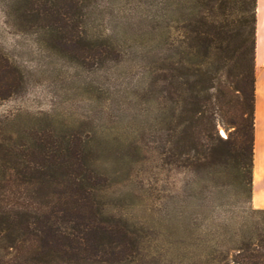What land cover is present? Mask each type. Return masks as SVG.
Returning <instances> with one entry per match:
<instances>
[{"label":"rangeland","instance_id":"obj_1","mask_svg":"<svg viewBox=\"0 0 264 264\" xmlns=\"http://www.w3.org/2000/svg\"><path fill=\"white\" fill-rule=\"evenodd\" d=\"M76 2L78 32L63 43L47 21L24 12L25 0H0L1 63L7 64L5 78L16 77L0 100V142L29 144L55 135L84 147V161L100 177L98 217L134 245L127 261L97 264L230 259L240 235L262 233L264 213L227 167L222 141L203 135L198 154L187 140L178 152L179 132L167 127L178 131L186 118L183 125L191 130L195 65L173 62L168 84L161 61L142 56L129 37L145 26L144 0ZM201 69L210 78L202 81L207 88L200 95L216 98V106L206 108L199 127L205 135L213 127L219 139L233 138L228 118L238 110L231 76L236 67L208 60ZM181 72L186 84L177 77Z\"/></svg>","mask_w":264,"mask_h":264},{"label":"trees","instance_id":"obj_2","mask_svg":"<svg viewBox=\"0 0 264 264\" xmlns=\"http://www.w3.org/2000/svg\"><path fill=\"white\" fill-rule=\"evenodd\" d=\"M25 1L24 12L47 21L56 40L73 41V33L78 32L76 0ZM144 4L145 26L129 37L142 56L161 61L168 84L173 62L190 59L195 65L190 85L191 130L183 125L186 118L179 121L178 131L176 126L167 127L179 132L177 151L183 153L187 140L198 154L203 135L222 141L227 167L251 193L255 0H144ZM208 60L236 67L231 76L238 110L236 117L228 118V124L234 126L233 138L219 139L213 127L205 135L199 127L206 108L216 106V98L210 101L208 95H200L207 88L201 86L202 81L210 78L201 69ZM5 69L7 64L1 63L0 55V100L15 86L16 77L12 73L13 79L5 78ZM178 74L186 84L185 73ZM36 139L29 144L10 138L0 142V264L127 261L134 245L119 227L98 217L95 195L100 177L84 161V147L65 136ZM261 229L262 233L249 230L240 235L237 252L214 264H264V226Z\"/></svg>","mask_w":264,"mask_h":264},{"label":"crops","instance_id":"obj_3","mask_svg":"<svg viewBox=\"0 0 264 264\" xmlns=\"http://www.w3.org/2000/svg\"><path fill=\"white\" fill-rule=\"evenodd\" d=\"M251 202L264 209V0H255Z\"/></svg>","mask_w":264,"mask_h":264}]
</instances>
